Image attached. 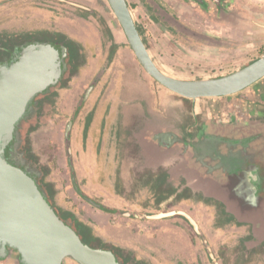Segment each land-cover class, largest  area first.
<instances>
[{"label":"rangeland","instance_id":"1","mask_svg":"<svg viewBox=\"0 0 264 264\" xmlns=\"http://www.w3.org/2000/svg\"><path fill=\"white\" fill-rule=\"evenodd\" d=\"M126 1L149 55L159 70L169 77L185 78L187 81L221 78L264 56L257 48H247L241 34L236 33L233 39L227 37L232 33H221L224 36V51L211 53L215 42L208 38L215 34L213 24L217 22L219 26L223 24V28L228 29L226 26L230 28L236 22L241 24L244 20L247 21L243 16H238L231 6H234V2L239 6L244 5L250 0H225L224 17L219 18L211 17L192 6L189 0ZM155 4L161 6L169 20L157 12ZM243 10L246 12L247 9ZM171 17L179 27L174 25ZM108 24L123 32L124 45L114 47ZM186 28L202 35L187 34ZM56 33L64 34L84 47L86 63L78 70L76 76L70 78L64 88H52L53 95L44 101L46 111L43 116L47 118H43L40 126L37 127L39 102L29 108L28 114L20 124L18 139L16 136V142L10 152V162L41 181L40 174L27 159L26 152L30 147L39 163L49 169L47 181L55 185V205L74 213L78 220L88 224L94 235L103 243L126 257L131 254L132 259L142 264H215L210 257L211 253L219 264H264L263 223H260L259 227L240 222L236 218L229 222L224 205L216 199L205 197L202 191L197 190L190 189L194 195L186 193L180 200L174 197L169 202L164 200L158 203L159 186L163 183L162 189L168 188L167 175L161 170L144 172L141 168L138 171L133 169L128 177L129 183H132V180L134 182L131 191L126 192L123 186L117 183V190L125 197L123 199L126 204H110L99 193L89 191V194L94 196L89 200L110 205L109 207L121 211L116 220L112 219L111 224L107 226L92 221L87 210L97 208L81 196L85 184L80 183L78 179L72 144L73 175L66 142L67 128L74 115L72 109L75 102H81L82 109L89 100L85 99V93L77 94L79 84L83 81L89 84L105 80V88H111L114 84L116 93L123 91L127 89L122 87L124 83L141 78L131 65L138 64L143 77L150 80L142 81L144 89H149L152 84L154 88L159 87L166 92L167 90L144 71L107 0H0V57L4 50L12 48L21 38L30 39L32 42H49V36ZM114 64L119 65L113 68ZM246 90L236 94L234 99L245 96ZM80 111L77 109L76 112ZM33 127L37 128L31 131L27 139L26 128L30 131ZM243 147L239 143L238 149L236 147L232 152L229 146L219 147L213 160L221 168L226 167L227 173L241 168L248 160V152L243 150ZM225 158L234 159L236 168L231 165L234 162H225ZM184 172L181 166H177L175 188L179 193L188 188L187 179L182 176ZM169 186L171 187V184ZM205 190L207 192V189ZM172 212L188 215L197 224L200 234L182 216L157 220L136 217ZM116 250L114 251L117 252ZM12 259L9 261L15 262ZM65 262L76 264L71 260Z\"/></svg>","mask_w":264,"mask_h":264},{"label":"crops","instance_id":"2","mask_svg":"<svg viewBox=\"0 0 264 264\" xmlns=\"http://www.w3.org/2000/svg\"><path fill=\"white\" fill-rule=\"evenodd\" d=\"M233 4L231 7L236 14L243 16L247 21L244 20L241 24L236 22L230 28L226 26L228 29L223 28V24L222 26L217 22L213 24L215 34L208 38L215 42V47H211L213 50L211 53L224 51L222 41L224 33H232L227 36L231 39L236 33L241 34L247 48H257L264 54V0H250L240 6L237 2ZM243 9H247L246 12ZM108 28L113 44L124 45L123 32L112 24H108ZM116 65L119 64H114L113 68H116ZM131 65L141 78L121 85L127 89L116 93L114 84L111 88H105V80L100 82L98 80L85 106L80 109L81 102H75L73 106L70 139L78 179L80 183L85 184L82 187V195L89 200L94 197L89 191L95 192L110 204L112 202L126 204L123 199L125 197L117 190V183H120L126 192L131 191L134 182L132 180V183H129L128 177L131 176L133 169L138 171L141 168L144 172L164 171L167 175V186L171 184V187L175 188L176 168L181 166L185 171L182 176L187 179L189 189L202 191L205 197L220 201L225 211L231 214L224 202L211 196L210 192H206V186L198 182V174L205 175L201 174L195 164H190L189 160L193 159L192 153L200 152L201 166L209 172L215 166L216 169H220L221 166L213 160L215 152L219 147L229 146L231 152L236 147L238 149L239 139L230 135H239V132L231 130L232 132L227 133L230 138H226L220 137L225 132L217 130L215 132L212 129L222 121L247 123L252 115H256V103L264 101V79L249 87L245 96H240L239 99H234L233 95L191 100L167 89L166 92L159 87L154 88L152 84L149 89H144L142 81L150 80L143 77L138 64ZM92 83L81 82L77 94L85 93L86 96ZM77 109L81 111L77 113ZM79 128L81 129L78 130ZM174 197L175 195H172L167 201ZM103 205L110 208L112 213L99 209L87 211L92 221L107 226L111 224L112 219L116 220L117 214L119 215L121 211L109 207L110 205ZM9 262L0 264H15Z\"/></svg>","mask_w":264,"mask_h":264},{"label":"water","instance_id":"3","mask_svg":"<svg viewBox=\"0 0 264 264\" xmlns=\"http://www.w3.org/2000/svg\"><path fill=\"white\" fill-rule=\"evenodd\" d=\"M129 46L144 71L170 92L186 99H210L239 94L264 79V56L230 75L207 80L187 81L165 75L153 62L140 36L126 0H107ZM0 64V262L13 258L15 264H123L114 249H102L86 244L74 226L62 220L58 210L47 200L40 180L9 160L15 143L16 129L31 103L48 89L59 87L66 79V55L62 44L31 42L10 53ZM97 82L86 93L87 99ZM66 133L69 165L74 174L70 134ZM198 174V173H197ZM247 174L229 175L224 180L198 174V182L206 186L211 196L224 202L237 220L258 223L259 212L248 211L249 202L244 186L238 181ZM245 190V191H244ZM97 209L112 213L107 206L94 201ZM182 216L195 228L197 224L185 213L172 212L137 218L157 220ZM264 225V219H263ZM215 264H219L210 254ZM12 259V260H13Z\"/></svg>","mask_w":264,"mask_h":264},{"label":"flooded vegetation","instance_id":"4","mask_svg":"<svg viewBox=\"0 0 264 264\" xmlns=\"http://www.w3.org/2000/svg\"><path fill=\"white\" fill-rule=\"evenodd\" d=\"M192 6H195L199 10H202L203 12H206L211 17H218L223 16V10H224V4L225 0H189ZM159 4H155V8L157 12L160 15H163L167 20H169V17L167 13L161 8V6H158ZM170 19L173 20L171 17ZM174 25L180 26L177 24L175 20ZM183 27V26H181ZM138 29V28H137ZM184 30V28H182ZM139 31V30H138ZM187 34H193L194 36H201L202 34H198L199 32L192 31L189 29H185ZM14 47L4 50L0 57V64L6 63L10 58V51H13ZM253 86V85H252ZM256 115H252L247 123H237V122H224L222 121L220 124L218 123L215 125V129L218 132H225V134L220 135V137H237V140L240 144H242L243 150L248 152L247 161L241 168L235 167V160L232 158H225V162H234L232 167L236 168L234 170H230V172H226V167H219L220 169H216V166L213 170L210 172L205 169L203 166H201V160L199 159V153L195 152L192 153L193 159L189 160L190 164H195L196 168H198L201 172V174L212 177L216 180H224V176L227 177L229 175H239V178L242 174H247L246 178L238 181V185L244 186L246 190V195L249 198L248 204L245 206L247 207L248 211H255L259 212L260 217L258 223H251L254 226H261V222H263L264 219V101L256 103ZM27 109V113L29 108ZM27 113L25 114L24 118L20 121V123L17 126L16 133H17V139H18V131H20V124L22 121H24ZM240 127H238V126ZM239 132V135H230L228 136L227 133L229 132ZM218 135V134H217ZM228 136V137H227ZM236 140V139H235ZM242 142V143H241ZM236 144V143H234ZM222 175V177H220ZM244 190V191H245ZM138 264V263H136Z\"/></svg>","mask_w":264,"mask_h":264},{"label":"trees","instance_id":"5","mask_svg":"<svg viewBox=\"0 0 264 264\" xmlns=\"http://www.w3.org/2000/svg\"><path fill=\"white\" fill-rule=\"evenodd\" d=\"M49 42H55V43H59L62 44L63 46V50L64 53L66 55V75H67V80H63L61 82V84L59 85V87L64 88L66 86V83L70 80V78L76 76V74L78 73V70L85 65V49L84 47H82L80 44L76 43L75 41L67 38V36H65L64 34L61 33H56V34H52V36H49ZM18 39V38H17ZM32 40L28 39V40H23L22 38L20 39V41H18L16 44L13 45L14 49L13 51L17 50L18 48H20L21 46L27 44V43H31ZM11 43V42H10ZM115 48L117 47L116 45L114 46ZM13 51H10L13 52ZM11 55V54H10ZM58 87V88H59ZM54 93V91L52 90V88L48 89L46 92H44L42 95L38 96L32 103L31 106L34 105V103H38L39 106V119L37 122V127L41 125L43 118H47V116H43L45 108H44V104H45V100H48L50 96H52ZM28 114V113H27ZM33 126V125H32ZM31 126V127H32ZM37 127H33L30 131L26 128L25 131V135L28 136L30 135L31 131L35 130V128ZM16 136L17 134H15V142H16ZM15 144V143H14ZM13 144V145H14ZM10 149V152L12 150V147ZM27 155V159H29V161L32 162V164L34 165L35 169L37 170V172L40 174L41 177V181H40V187H43L45 189V195L47 200H49L51 202V204L53 206H55V208L58 210L60 217L62 218V220H64L65 222H68L70 224H72L74 226V228L76 229L77 233L79 234V236H81V238L83 239V241L88 244L91 247H95V248H102V249H110L112 247L108 246L107 244L103 243V241L98 238L96 235H94V232L92 230V228L86 224L85 222L78 220V218L75 216L74 213L68 211V210H64V209H60L55 205V185L50 182L47 181V177L49 175V169L46 165L39 163L38 158L36 157V155L33 153L32 149L29 147L28 151L26 152ZM11 156V155H10ZM9 156V158H10ZM74 175V174H73ZM164 182V180H163ZM163 187V183L159 186L158 189V195H157V201L158 203L167 200L169 197H171L172 195H175V199L180 200L184 194H188V195H194V193L189 189V188H185V190L183 191V193H179V190H177L176 188H171L170 186L167 189H162ZM81 196H83L81 194ZM85 198V196H83ZM86 201L88 200L87 198H85ZM208 200V199H205ZM208 201H212V200H208ZM226 216L228 217L229 222H232L235 217H233V215L226 213ZM114 250H116L115 248H112ZM117 251V250H116ZM115 254H117V256L122 260L123 264H142L141 262H138L137 260L132 259L131 254H127L129 257H126L125 254L120 253V252H115Z\"/></svg>","mask_w":264,"mask_h":264}]
</instances>
